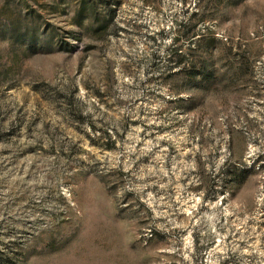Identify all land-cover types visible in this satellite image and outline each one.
Listing matches in <instances>:
<instances>
[{
  "label": "rangeland",
  "instance_id": "obj_1",
  "mask_svg": "<svg viewBox=\"0 0 264 264\" xmlns=\"http://www.w3.org/2000/svg\"><path fill=\"white\" fill-rule=\"evenodd\" d=\"M0 264H264V0H0Z\"/></svg>",
  "mask_w": 264,
  "mask_h": 264
}]
</instances>
